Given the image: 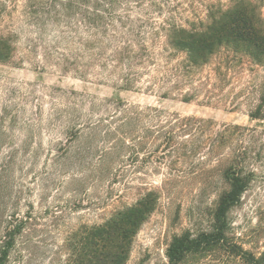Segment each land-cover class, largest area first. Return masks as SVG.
I'll return each mask as SVG.
<instances>
[{"label":"trees","instance_id":"trees-1","mask_svg":"<svg viewBox=\"0 0 264 264\" xmlns=\"http://www.w3.org/2000/svg\"><path fill=\"white\" fill-rule=\"evenodd\" d=\"M5 1L0 0V21L8 14ZM22 13L37 30L57 28L71 53L70 57L64 53L62 60L79 77L98 66L105 78L131 89L148 75L165 98L175 94L190 102L203 94V101L212 103L216 95L208 86L215 75L228 74L235 63L246 60L250 65L264 66V0H24ZM12 36L0 29L2 62L13 57ZM258 101L251 116L264 119V85ZM120 103V116L110 123L100 119L80 125L78 117L68 111L65 126L70 134L57 149L54 165H64L67 155L80 153V149L84 153V147L93 146L97 158L83 164L80 171H97L101 184L107 180L104 176L116 182L123 174V150L128 147L139 153L155 146L152 153L159 151L160 157L171 161L219 157L224 187L210 229L174 236L164 264H201L191 260L200 255L210 258L211 264H264V250L256 254L233 241L228 233L227 214L241 200L253 173L244 161L252 156L255 145H244L239 135L247 128L231 124L214 131L208 119L165 114L156 106L142 109ZM161 116L164 118L160 120ZM112 123L115 125L110 129ZM82 125L89 132H84ZM138 129L142 134L137 137L134 132ZM107 142L102 148L101 144ZM228 146H232L230 152L226 151ZM25 149L27 145L16 146L9 141L5 125L0 127V264H11V252L32 221L39 218L34 216V204L24 201L30 188L17 175L18 170L23 175ZM53 175L45 171L39 184L40 197L49 186H61ZM77 179L73 181H80ZM22 201L29 210L21 215ZM157 201V192L149 188L103 223L84 224L72 231L68 238L69 264H126L135 236Z\"/></svg>","mask_w":264,"mask_h":264},{"label":"rangeland","instance_id":"rangeland-1","mask_svg":"<svg viewBox=\"0 0 264 264\" xmlns=\"http://www.w3.org/2000/svg\"><path fill=\"white\" fill-rule=\"evenodd\" d=\"M5 2L8 14L0 21V29L13 34L15 51L10 60L0 61V119L4 116L0 127L5 125L14 145H27L23 175L20 170L17 175L30 188L24 195L25 203H33L34 216L39 217L11 252V264H69L68 238L72 231L84 224L103 223L149 188L157 192L158 201L135 236L126 264H164L174 236L210 229L218 195L224 187L219 157L171 161L160 157L159 151L152 153L155 146L140 148L139 153L128 147L123 150V174L117 176L116 182L104 176L107 180L101 184L97 171H80L83 164L97 158L93 146L84 147V153L80 149V153L67 155L65 166L54 165L57 149L70 134L65 126L68 111L78 117L80 125L100 119L110 123L120 116V101L142 109L160 107L165 114L208 119L214 131L231 124L247 128L239 135L244 145H255L252 156L244 161L253 173L241 200L227 214L228 233L233 241L256 254L264 250V119L251 116L264 85V66L250 65L246 60L235 63L228 74L215 75L208 86L216 95L212 103L204 102L203 94L190 102L175 94L162 97V89L153 86L148 75L125 89L120 81L116 84L105 78L98 66L79 77L62 60L64 53L69 57L71 53L57 28L37 30L22 13L24 0ZM134 134L141 135V129ZM109 143L101 144L102 148ZM231 149L232 146L226 151ZM45 171L55 173L53 177L61 186H49L40 197L39 184ZM74 177L80 181H73ZM27 210L22 201L20 214ZM191 260L210 263V258L202 255Z\"/></svg>","mask_w":264,"mask_h":264}]
</instances>
